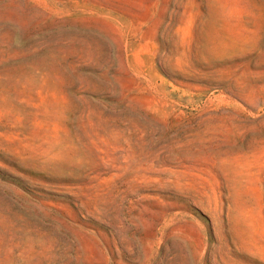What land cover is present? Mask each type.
<instances>
[{
  "label": "rangeland",
  "instance_id": "rangeland-1",
  "mask_svg": "<svg viewBox=\"0 0 264 264\" xmlns=\"http://www.w3.org/2000/svg\"><path fill=\"white\" fill-rule=\"evenodd\" d=\"M0 264H264V0H0Z\"/></svg>",
  "mask_w": 264,
  "mask_h": 264
}]
</instances>
